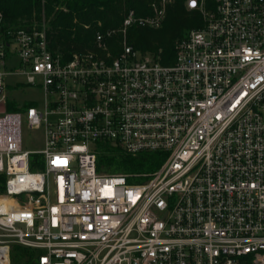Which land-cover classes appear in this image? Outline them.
Masks as SVG:
<instances>
[{"label":"built area","instance_id":"1","mask_svg":"<svg viewBox=\"0 0 264 264\" xmlns=\"http://www.w3.org/2000/svg\"><path fill=\"white\" fill-rule=\"evenodd\" d=\"M212 1L186 0L202 26L172 64L128 30L162 27L174 0L129 11L70 59L45 23L2 31L0 12V264H264V0ZM22 86L43 101L6 92ZM24 127L43 149L25 147ZM98 142L166 158L105 174ZM15 246L34 255L14 263Z\"/></svg>","mask_w":264,"mask_h":264},{"label":"trees","instance_id":"2","mask_svg":"<svg viewBox=\"0 0 264 264\" xmlns=\"http://www.w3.org/2000/svg\"><path fill=\"white\" fill-rule=\"evenodd\" d=\"M153 1L0 0L2 31L33 26L40 28L45 23L50 50L70 59L75 53L95 49L97 32L104 34L107 30L120 29L129 11H134L137 16L151 15ZM208 2L213 4L212 0ZM166 16L159 29L130 28L129 43L136 50L156 56L163 64H172L175 59V42L184 37L187 30L202 26V20L198 12L187 10L186 0H174ZM119 38L118 34L109 41L116 50L119 49ZM13 109L17 108L14 106ZM96 147L97 170L105 174L153 173L166 158L161 152H142L133 156L107 142H98ZM26 255L32 258L34 252L15 246L12 261L19 263Z\"/></svg>","mask_w":264,"mask_h":264},{"label":"rangeland","instance_id":"3","mask_svg":"<svg viewBox=\"0 0 264 264\" xmlns=\"http://www.w3.org/2000/svg\"><path fill=\"white\" fill-rule=\"evenodd\" d=\"M159 29V28H158ZM119 30V29H117ZM129 40V38H128ZM113 45V44H112ZM114 46V45H113ZM139 51V50H138ZM141 51V50H140ZM142 52V51H141ZM144 53V52H142ZM144 54H151L149 52ZM13 81V80H12ZM21 81V79L17 80ZM15 82V81H14ZM9 97L18 101L21 106H27L28 104H40L43 100L41 91H38L31 86L20 87L19 89L6 90ZM4 105H0V111L4 109ZM24 144L27 149L39 150L44 147V133L41 130H29L24 127Z\"/></svg>","mask_w":264,"mask_h":264}]
</instances>
